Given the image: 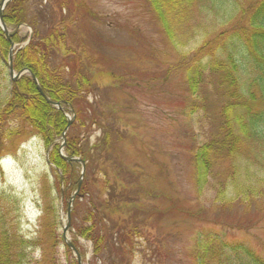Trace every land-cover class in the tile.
<instances>
[{
	"label": "trees",
	"instance_id": "trees-1",
	"mask_svg": "<svg viewBox=\"0 0 264 264\" xmlns=\"http://www.w3.org/2000/svg\"><path fill=\"white\" fill-rule=\"evenodd\" d=\"M146 2L179 56L171 68L184 72L190 113L197 106L204 112V139L190 155L197 189L202 191L209 185L214 190L209 205L214 209L212 214L235 207L242 213L257 214L264 203V0ZM84 10L81 0H10L5 7L3 21L8 29L26 24L31 33L16 32L7 38L0 29V156L9 146H17L25 133L40 139L50 165L42 182L53 185L55 194H48L49 203L41 206L39 213L40 220L47 214L53 219L41 222L37 231L41 237L54 235L58 224L52 202L59 198L67 206L79 179V164L66 162L59 154V139L67 125L65 111L72 107L78 118L88 112V121L79 120L77 126L72 122L65 134V155L80 157L86 166L70 212L73 237L91 242L90 264H132L138 254L145 256L148 252L151 256L156 243L151 211L160 212L154 205L141 208L150 200L144 201L149 196L135 177L136 165L125 167V178L114 153L113 144L119 141L123 125L113 116L111 105L96 98V91L105 78H119L103 71L81 40L78 12ZM194 17L198 21L192 22ZM208 20L213 21L212 26L199 23L208 24ZM12 43L18 45L13 51V69H29L42 92L60 102L63 110L43 98L29 74L9 81L6 62ZM247 71L253 75L242 87L238 73ZM91 95L93 101L88 102ZM95 105L99 111L105 107L112 121L105 124L108 112L102 110L100 114ZM92 125L101 135L89 144ZM77 127L85 132L79 139ZM93 158L97 159L94 180L100 186L95 191L89 179ZM38 192L45 201L41 189ZM2 211L0 206L1 217L5 218ZM184 212L191 217L202 214H193L187 208ZM212 214L203 219L219 224L221 221ZM18 232L16 222L0 221V264L26 262V240ZM220 235L211 229L198 231L199 240L189 254L191 263L264 264V258L250 247L238 242L228 244ZM29 243L34 246L41 241L32 239ZM72 243L81 253L77 243ZM68 264L76 263L71 258Z\"/></svg>",
	"mask_w": 264,
	"mask_h": 264
},
{
	"label": "rangeland",
	"instance_id": "rangeland-1",
	"mask_svg": "<svg viewBox=\"0 0 264 264\" xmlns=\"http://www.w3.org/2000/svg\"><path fill=\"white\" fill-rule=\"evenodd\" d=\"M81 1L86 10L78 12L80 38L101 69L119 78H105L96 91V98L110 104L113 116L123 125L120 127L123 133H117L121 136L119 141L113 144L114 153L122 164L125 178L128 176L125 167L136 165L133 169L135 177L149 196L144 201L150 200L141 208L154 205L160 212L151 211L156 241L151 256L148 252L145 256L138 254L132 264H192L189 254L196 239L199 240L197 232L202 229L221 232V238L228 244H244L264 258V203L257 214L252 211L242 213L235 207L216 215L209 207L213 203L214 190L209 185L202 191L196 187L190 155L204 139L203 132L207 129L204 112L197 106L198 109L190 113L189 96L183 83L184 72L171 68L172 64L178 63L179 56L162 33L146 0ZM195 21H198L197 17L192 22ZM207 22L199 21L203 25H213L212 20ZM15 31L26 34L31 29L23 24ZM252 75L249 71L244 75L238 73L242 87ZM88 98V102L93 101L92 95ZM102 110L108 112L105 124L111 122L110 112L105 107ZM65 112L67 119L76 126L88 121V112L81 114L80 118L76 114L73 118L71 110ZM82 115L85 119L81 118ZM88 131L89 144H92L101 132L95 125ZM84 133L77 127L78 139ZM17 142V146H9L0 156V206L6 214L2 218L0 213V221L17 223L18 235L26 240L24 264L48 261L68 264L71 258L77 264L75 254L70 249V253L67 252L66 240L62 237L68 207L63 200L57 198L52 202V210H56L57 232L42 237L38 235L39 224L53 219L48 214L43 220L39 218L41 206L49 203L48 194L51 197L55 194L53 185L42 182V175L50 166L45 158L47 150L34 134L27 137L25 133ZM92 160L89 179L91 190L95 191L100 186L96 183L99 181L94 180L93 166L97 159ZM40 189L47 197L45 201L39 197ZM144 201L140 200V203L144 204ZM185 208L193 214L199 211L202 214L188 216ZM211 214L221 222L212 225L203 219L204 215L211 217ZM32 239H39L41 243L32 246L29 243ZM65 239L68 242L73 240L79 246L81 264H90L91 242L73 237L71 226L65 231ZM11 244L14 246L13 239ZM154 247H157L156 251Z\"/></svg>",
	"mask_w": 264,
	"mask_h": 264
},
{
	"label": "water",
	"instance_id": "water-1",
	"mask_svg": "<svg viewBox=\"0 0 264 264\" xmlns=\"http://www.w3.org/2000/svg\"><path fill=\"white\" fill-rule=\"evenodd\" d=\"M10 0H1L0 1V28L3 30V32L9 36L10 34L8 33V30L6 28V25L5 23L3 22V17H2V11L3 9L5 8V6L7 5V3L9 2ZM14 49V45L12 44L11 47H10V52H9V58H8V73H9V77H10V80H16L17 78H19L24 72L28 71L26 69H23L21 70L20 72L18 73H15L13 68H12V64H11V61H12V50ZM32 75V74H31ZM32 78L33 80L35 81V83L37 84V81H36V78L35 76L32 75ZM37 89L38 91L42 94V96L48 101V103H50L51 105L53 106H56L57 108H61L60 104L58 102H52L50 101L45 95L44 93L40 90V87L37 85ZM70 123H71V120H68V124L67 126L65 127L64 131H63V134H62V139H63V143L60 147V155L68 162H78L82 165V169L84 168V163L82 162V160H80L78 157H66L64 154H63V147H64V134L66 132V130L68 129V127L70 126ZM82 174H83V171L81 172V175H80V179L78 181V184H77V190L75 192V194L77 193L79 187H80V184H81V181H82ZM73 199H74V195L70 198L69 200V205H68V208H67V212H66V219H67V222H66V225L64 226L63 228V234H62V237L65 239V231L69 228V225H70V208H71V205H72V202H73ZM66 242L68 243V246L70 247V249L74 252V254L76 255V258H77V261H78V264H81V261H80V255L79 253L76 251V249L74 248V246L67 241V239H65Z\"/></svg>",
	"mask_w": 264,
	"mask_h": 264
}]
</instances>
